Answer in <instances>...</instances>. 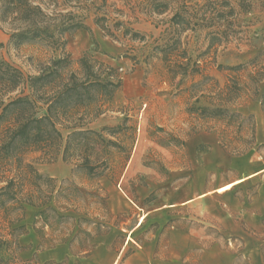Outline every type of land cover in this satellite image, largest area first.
<instances>
[{
	"label": "rangeland",
	"instance_id": "rangeland-1",
	"mask_svg": "<svg viewBox=\"0 0 264 264\" xmlns=\"http://www.w3.org/2000/svg\"><path fill=\"white\" fill-rule=\"evenodd\" d=\"M41 1L47 15L58 11L55 0ZM72 5L73 1L62 6V13L82 17L85 28L64 34L70 57L76 60L88 53L120 76L108 109L87 125L105 140L118 143L110 157L114 172L89 181L81 172L72 173L73 163L60 155L49 160L38 152L26 153L25 162L54 178L56 188L63 181L72 182L81 197L74 204L76 213L68 212L73 221L60 226H45L38 209L26 206L21 220L26 238H18L22 249L11 264H203L201 257L208 264H247L239 254L245 241L225 231L230 218L226 212L232 194L248 199L264 185V175L242 182L264 166L259 101L246 90L236 101L241 113L252 115L254 126V144L236 154L248 145L247 123L236 139L222 123L188 114L186 109L200 89L192 85L201 75H172L160 52L171 44L169 18L181 0H82L81 6ZM253 10L257 21L243 33L242 41L231 40L203 53L207 47L203 32L178 31L174 53L186 49L202 74L212 77L219 88L231 77L246 87L251 70L226 67L247 63L264 50V0H256ZM95 17L103 19L95 23ZM16 27L0 21V57L33 72V63L46 53L37 44H9ZM213 85L207 81L204 89ZM98 192L105 197L106 210L87 196ZM233 213L238 219V212ZM79 217L90 223L82 222L78 228ZM71 227L73 233L68 234ZM84 231L91 234L80 233ZM40 236L46 244L63 241L37 251L34 261ZM106 240L108 250L100 244ZM249 246L264 253V241Z\"/></svg>",
	"mask_w": 264,
	"mask_h": 264
},
{
	"label": "trees",
	"instance_id": "trees-1",
	"mask_svg": "<svg viewBox=\"0 0 264 264\" xmlns=\"http://www.w3.org/2000/svg\"><path fill=\"white\" fill-rule=\"evenodd\" d=\"M72 1L74 7L82 4V0H55L58 11L50 16L44 12L41 0H0V21L17 26L9 35V44H37L46 53L33 63V72H24L0 57V264H11L22 249L18 238L26 233L21 223L26 206L38 209L45 226H60L73 221L68 212L76 213L74 204L81 197L72 182L63 181L56 188L54 178L38 173L30 162H25L26 153L38 152L49 160L60 155L63 161L73 163L72 173L81 172L89 181L114 172L110 157L118 143L105 140L87 125L108 109L120 86V76L115 68L88 53L74 60L66 51L64 34L85 28L82 17L61 11ZM255 1L181 0L169 18L171 44L160 50L172 75H201L192 85L200 89L186 109L188 114L222 123L236 139L247 123L248 145L236 154L254 144L253 117L244 115L236 106L240 94L246 90L257 99L264 115V50L247 63L226 67L235 72L249 68L246 87L231 77L221 88L212 77L202 74L198 61L191 60L186 49L174 52L178 31L203 32L207 40L203 53L231 40L242 41L247 29L257 21L253 14ZM102 19L95 17L94 21ZM245 38L248 39L246 35ZM207 81L214 85L204 89ZM62 130L67 133L63 135ZM87 196L106 210L101 193ZM82 222L90 223L79 217L75 226L80 228ZM84 232L80 233L91 234ZM67 233H73V227ZM60 241L63 240L46 244L40 236L34 261L37 251Z\"/></svg>",
	"mask_w": 264,
	"mask_h": 264
},
{
	"label": "crops",
	"instance_id": "crops-1",
	"mask_svg": "<svg viewBox=\"0 0 264 264\" xmlns=\"http://www.w3.org/2000/svg\"><path fill=\"white\" fill-rule=\"evenodd\" d=\"M253 173H255V175L243 180L242 182L245 181L247 182L256 176H258L259 178L260 175H264V166H262L260 169H258ZM210 191L211 190H209L208 188L206 193H209ZM206 193H202V194L205 195ZM228 201L230 202L231 205H229L228 203L226 214L229 215L230 218L226 220L227 224L225 226V231L228 234L237 236L238 238L243 239L245 241L246 247H244V249L240 251L239 254H241L240 256H242L243 259H246L247 264H264V253L260 252L259 247L257 246L254 247L249 246L250 242H253L256 245L264 241V185L260 186L256 191V193L249 196L248 199L245 198V195L243 196V200H242V197L232 194V197L228 199ZM236 204H238V206ZM235 210L239 214L238 219L235 218L236 215H234L233 213ZM25 236H26L25 234H22L19 238L20 239L26 238ZM103 243H104L103 247L106 250H108L107 246L109 242H107V240L104 242L103 241L100 242V244ZM89 259H92V257H90ZM201 259L203 264H208L206 261H204L205 259H203V257H201Z\"/></svg>",
	"mask_w": 264,
	"mask_h": 264
}]
</instances>
